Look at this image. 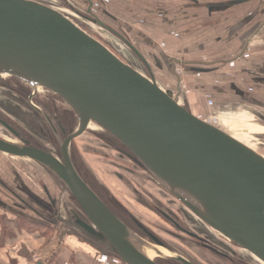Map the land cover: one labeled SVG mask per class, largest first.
Here are the masks:
<instances>
[{"label": "water", "instance_id": "95a60500", "mask_svg": "<svg viewBox=\"0 0 264 264\" xmlns=\"http://www.w3.org/2000/svg\"><path fill=\"white\" fill-rule=\"evenodd\" d=\"M86 2L87 20L119 38L146 73L120 60L44 2L0 0V76L51 91L78 120V127L64 140L56 135L59 155L22 137L12 142L0 139V153L32 161L55 179L79 212L71 209L69 223L95 251L121 264H157L141 248L146 244L166 249L162 242L150 235L149 244L127 228L73 164L71 142L94 123L125 147L132 161L186 211L264 264V157L185 108L179 99V79L175 92L162 89L140 52L94 15L91 0ZM158 61L155 57L157 65ZM25 191L26 201H20L37 218L9 209L1 198L0 207L54 227L59 220L54 199L47 193L49 207ZM64 210L67 214L65 206ZM157 258L194 264L178 255Z\"/></svg>", "mask_w": 264, "mask_h": 264}, {"label": "rangeland", "instance_id": "374dc122", "mask_svg": "<svg viewBox=\"0 0 264 264\" xmlns=\"http://www.w3.org/2000/svg\"><path fill=\"white\" fill-rule=\"evenodd\" d=\"M39 1H43L48 6L61 11L65 15L77 16L79 19L76 23L82 30L102 43L120 60L139 72L146 73L143 63L119 38L96 25L86 22L77 15L76 11L70 10L68 6L65 5L64 2L67 0ZM68 1L74 5V8L78 12L80 11L83 13L87 8L83 5V0ZM95 8L96 7H93V12ZM107 12L114 17L116 16V19L106 18L103 15L97 17L106 26L123 35L133 47L140 52L150 65L155 80L162 89L175 92L176 80L179 79L176 78L178 77L177 75H179L178 73H180V80L186 75L181 70V67H176V70L178 68L180 71L177 70V72L174 70V75L172 66L169 69L164 66V69H158L159 65H156L154 58L156 57L158 60L161 58H169V56L163 55L165 54L163 53L165 50L161 47L158 48L146 45L142 39L136 37V33L133 31L134 24H130L125 19H120L110 8L107 9ZM94 15H97V12H94ZM154 50H156L157 56L154 54ZM179 86L185 90V81H180ZM28 87L29 85L15 78L0 76V104L3 105V108H0V117L9 121L12 125L17 126L25 137L31 138L35 145L38 144L44 147L55 156L59 155V147L57 148L58 144L57 146L54 144V146L50 145L52 141L50 142L48 135L44 134V131L48 128L43 122L42 115L35 114L34 111L31 110L30 102L26 101V98L29 97V94L34 90L32 87L30 89ZM181 88H179V90H181ZM205 97H202L203 102H207V98ZM179 99L184 105V99L182 97H179ZM37 102L38 104L36 101H33V105L39 107V102L42 101L38 100ZM207 115H203L202 118H199L222 129L231 137L264 157V125L260 123L261 121L254 114L248 111H238L229 117L214 115L213 113ZM73 116L74 118L72 121L68 118L70 130L72 131L76 129L78 123L74 113ZM93 124L94 123H90L86 131L71 143L70 154L73 164L76 169L78 166L81 167L84 176L92 183L98 192L101 193L106 202L108 197H115L127 207L131 215L146 228L147 231L162 242L166 249L163 248L159 251L157 248L149 246V248L152 249L149 251L150 254H148L150 258L157 255L156 251H158V253L161 252L163 255L168 256L173 253L194 264H261L248 252L237 248L210 228L209 230L206 225L186 211L178 201L170 196L160 185L155 183L145 171L139 168L130 159L123 157L121 152L117 151V148L121 146L119 143L114 144L111 142L110 144L109 141H114V139L101 128L98 130V126ZM4 132L5 131L0 127L1 135H5ZM0 163L3 166L0 171V178L6 181L4 185L8 188L13 187L12 184L18 174L20 179L26 183L28 189L35 194L37 193L44 197L43 189L48 190V193L52 195V198L56 202L55 211L58 217H62L65 222L69 223V220L73 218L71 209L78 212L75 203L62 193L55 179L36 163L6 155H0ZM76 164L78 165L77 167ZM0 193L3 195L1 199L4 200V203H12V197L6 194L1 187ZM14 193L17 194V191L15 190ZM18 194L21 197H25L21 191H18ZM64 206L66 207L67 214L65 213ZM150 206H157L172 218L175 217L173 215L176 214L180 216L181 225L186 224L189 232L200 235L207 240L215 249L214 252L195 245L187 235L178 231L177 228L163 219L160 212H156L154 208ZM182 220H185L186 223L185 221H183L185 224L182 223ZM70 225L72 230L63 231V233L69 235L74 234L77 237L83 236V234L81 235V233L75 229L72 223ZM146 242L149 244L152 243L150 241ZM96 252L97 251H92L90 254L94 259L93 264H96ZM217 252H220L221 255ZM153 259L154 261L159 260L157 257Z\"/></svg>", "mask_w": 264, "mask_h": 264}, {"label": "crops", "instance_id": "0c3cea01", "mask_svg": "<svg viewBox=\"0 0 264 264\" xmlns=\"http://www.w3.org/2000/svg\"><path fill=\"white\" fill-rule=\"evenodd\" d=\"M91 1L101 8L98 15L115 20L116 16L107 12L110 8L117 17L134 24L136 37L146 45L165 50L168 62L160 59L158 69L171 68V60L181 67L186 75L180 81H185L186 88L179 86V97L194 115L229 117L248 111L264 125V0ZM203 96L207 102L202 101ZM2 168L0 163V171ZM17 178L34 197L49 205L47 189L42 197L28 189L18 174ZM16 196H11L15 211L37 218L20 201L27 197L18 191ZM12 203L5 204L10 208ZM3 212L0 215L10 221L12 236L2 237L0 226V264H68L71 258L75 264L94 263L90 254L95 249L76 235L63 233L72 228L62 217L55 228L44 225L28 231L19 229L16 218L30 227L36 223L8 209Z\"/></svg>", "mask_w": 264, "mask_h": 264}, {"label": "flooded vegetation", "instance_id": "af4514ba", "mask_svg": "<svg viewBox=\"0 0 264 264\" xmlns=\"http://www.w3.org/2000/svg\"><path fill=\"white\" fill-rule=\"evenodd\" d=\"M39 1V0H38ZM84 2L86 0H83ZM43 2V1H41ZM66 6H68V8L72 11H76L77 15H79L82 19H84L86 22L90 23L87 20V17H89V15H87V9L81 13L80 11L78 12L75 8L74 5L71 4L68 1L64 2ZM87 3V2H85ZM94 4V3H93ZM84 5V4H83ZM88 7V4H87ZM93 7H96L94 9L95 12H97L96 16L98 15V12H100L101 8H99V6L96 4H94ZM93 9V8H92ZM64 14V13H63ZM65 15V14H64ZM68 19H70L75 25H77L76 21L79 19L77 16L75 17L74 15H65ZM99 19V18H98ZM92 24V23H91ZM78 26V25H77ZM79 27V26H78ZM80 28V27H79ZM81 29V28H80ZM84 31V30H83ZM85 32V31H84ZM89 35V34H88ZM247 56V55H244ZM235 62V61H233ZM232 64V62L230 63ZM173 67H179L178 64L173 65ZM178 71H180L177 68ZM176 70V71H177ZM177 71V72H178ZM180 75V73H178ZM179 75H177L179 77V79L181 78ZM3 78V77H2ZM12 78V77H10ZM29 89L31 88L30 86L28 87ZM13 91V90H12ZM26 91V90H25ZM38 100H41L42 102H39V107H37L36 105H33V101H36V103L38 104ZM27 102H30L31 104V110L34 111L35 114L37 115H42L43 117V122L45 123V126H47L48 129H46V131H44V134H47L49 137V141L51 142L52 139L54 140L55 143H57V137L56 135L59 137L60 140H64L65 135L69 134L71 132H73L72 130H70V126L68 123V118L69 120H73L74 116L72 113V109L65 103L63 102L56 94L52 93L51 91H48L44 88H36L33 90L32 93L29 94V97L26 98ZM0 108H3V105L0 104ZM0 115H1V111H0ZM75 115V114H74ZM76 117V116H75ZM77 118V117H76ZM23 121V120H22ZM78 121V120H77ZM4 124V125H3ZM96 125V124H93ZM98 126V125H96ZM0 127L5 131V135H1L2 133H0V139L4 140V141H8V142H12V140L15 141H20L19 137H22L23 139L29 141L33 146L40 148V149H45L44 147L38 145V144H34V142L31 140V138L25 137V135L21 132V130L17 127L12 125L9 121H6L4 119H2L0 117ZM77 127H78V123H77ZM76 127V128H77ZM12 130H10V129ZM98 130H100V127L98 126ZM102 129V128H101ZM103 130V129H102ZM97 131V130H96ZM105 131V130H104ZM12 132H15L18 137L16 135H14ZM105 133H107L105 131ZM114 139V138H112ZM115 140V139H114ZM73 142V141H72ZM71 142V143H72ZM114 143V141H109V143L111 144ZM54 143L52 142L50 145H53ZM58 144V143H57ZM115 144V143H114ZM112 147V146H110ZM118 152H121L123 157H126L128 159H130L132 161V159L130 158L131 154L130 152H126L123 151L121 148H117ZM0 155H4L2 153H0ZM5 156V155H4ZM7 156V155H6ZM4 182H6L3 178H0V187L1 189L6 193L9 194L12 197H17L16 193H14V191H21L26 193L25 191V187L23 186V184L18 183V178H16L14 180V183L12 184L13 187L12 188H8L7 186L4 185ZM16 194V195H15ZM1 196H3L0 193V198H2ZM14 197V198H15ZM99 197V196H98ZM108 197V196H107ZM19 198V196H18ZM100 198V197H99ZM102 200V199H101ZM103 202V200H102ZM108 202V203H107ZM107 202L104 201L103 203L106 205V207L127 227L129 228L133 233H135L137 236H139L140 238H142L145 241H150L152 242V240L150 239V235H152L149 231L146 230V228H144L132 215L131 213L128 211L127 207H125L120 201H118L115 197H108L107 198ZM112 205V206H111ZM149 207V206H148ZM152 208H154V210L156 212H160V214H162L163 219L167 220L168 223H170L171 225H173L175 228H177L178 231H181L182 233H184L185 235H187L189 237V239L191 240V242H193L195 245L205 248V249H214L210 243L205 240L202 236L200 235H196L195 233H191L188 230V226L185 224L186 221L182 220V223H184L183 221H185V225H181V218L180 216L173 215L175 217H170L168 216L162 209L158 208L157 206H150ZM11 210L15 211V204L12 203V206L10 207ZM9 208V209H10ZM161 216V217H162ZM192 223V222H191ZM193 224V223H192ZM186 228H185V227ZM209 229V228H208ZM207 229V230H208ZM210 230V229H209ZM208 230V231H209ZM189 234L191 235H195V237H191L189 236ZM231 243V242H230ZM232 244V243H231ZM215 250V249H214ZM221 255L220 252H217ZM225 256V255H224ZM226 257V256H225Z\"/></svg>", "mask_w": 264, "mask_h": 264}, {"label": "trees", "instance_id": "16d2710c", "mask_svg": "<svg viewBox=\"0 0 264 264\" xmlns=\"http://www.w3.org/2000/svg\"><path fill=\"white\" fill-rule=\"evenodd\" d=\"M52 142L55 144V146H57V143H55L54 142V140L52 139ZM114 143L115 144H117L118 142L116 141V140H114ZM123 151H126V152H128V150L125 148V147H123V146H119ZM57 148H58V146H57ZM78 165L76 164V167H77ZM80 166H78L77 167V169H78V171H79V173H80V175L83 177V179L88 183V185L92 188V190L100 197V199H102L103 200V202L105 201V199L102 197V195H101V193L100 192H98V190L92 185V183L91 182H89L88 180H87V178L84 176V173H83V171H82V169H81V167L79 168ZM0 211H4V209H2L1 207H0ZM4 213V212H3ZM16 220H17V224H18V227H19V229H23V228H26L28 231H31V230H36V228H40V227H43L44 225H38V224H34L35 226H28V224H27V222H19V221H21V219L19 220V218H16ZM0 226H1V235H2V237H4L5 238V236H9V237H11L12 236V233L10 232V221L9 220H7V218L4 216V215H0ZM45 230H47V232H49V233H51L52 232V230L50 229V228H47V229H45ZM160 260V261H159ZM159 260H157V261H155L157 264H175V263H173V262H171V261H161L162 259H159ZM68 264H75V261H74V259L73 258H71L70 259V261H69V263Z\"/></svg>", "mask_w": 264, "mask_h": 264}, {"label": "built area", "instance_id": "2783aa9c", "mask_svg": "<svg viewBox=\"0 0 264 264\" xmlns=\"http://www.w3.org/2000/svg\"><path fill=\"white\" fill-rule=\"evenodd\" d=\"M97 264H121L120 261L114 257L107 255H99L96 259Z\"/></svg>", "mask_w": 264, "mask_h": 264}, {"label": "bare ground", "instance_id": "6f19581e", "mask_svg": "<svg viewBox=\"0 0 264 264\" xmlns=\"http://www.w3.org/2000/svg\"><path fill=\"white\" fill-rule=\"evenodd\" d=\"M149 246H152V247H154V248H157L159 251H160V249H163V248L156 247V246H154V245H146V244L143 245L141 250H142L143 253H145V255H146L148 258H150V256H148V254H150L149 251L152 250V249L149 248ZM164 251H166V250H164ZM156 253H157V255L153 256V258L158 257V256H160V257H172V256H174L173 253H171V255L169 254V256H168V255H163L161 252L158 253V251H156ZM153 258H150V259H153Z\"/></svg>", "mask_w": 264, "mask_h": 264}]
</instances>
